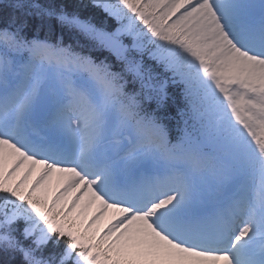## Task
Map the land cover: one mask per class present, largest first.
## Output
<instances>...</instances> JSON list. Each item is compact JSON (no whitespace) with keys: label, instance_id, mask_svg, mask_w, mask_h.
Masks as SVG:
<instances>
[{"label":"snow or ice","instance_id":"snow-or-ice-1","mask_svg":"<svg viewBox=\"0 0 264 264\" xmlns=\"http://www.w3.org/2000/svg\"><path fill=\"white\" fill-rule=\"evenodd\" d=\"M0 264H264V0H0Z\"/></svg>","mask_w":264,"mask_h":264},{"label":"trees","instance_id":"trees-1","mask_svg":"<svg viewBox=\"0 0 264 264\" xmlns=\"http://www.w3.org/2000/svg\"><path fill=\"white\" fill-rule=\"evenodd\" d=\"M76 2L82 3V4H88V0H76ZM82 11L87 15H92L94 17V20L98 23L103 21L109 29L114 27L116 24L113 18L107 17V15L100 10L91 9L89 7V8L82 9Z\"/></svg>","mask_w":264,"mask_h":264},{"label":"rangeland","instance_id":"rangeland-1","mask_svg":"<svg viewBox=\"0 0 264 264\" xmlns=\"http://www.w3.org/2000/svg\"><path fill=\"white\" fill-rule=\"evenodd\" d=\"M106 222V221H105Z\"/></svg>","mask_w":264,"mask_h":264}]
</instances>
